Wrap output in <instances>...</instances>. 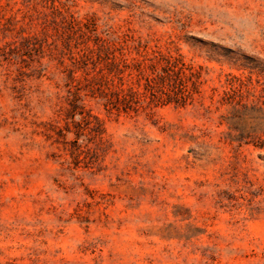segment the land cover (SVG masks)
<instances>
[{
	"label": "rangeland",
	"instance_id": "1",
	"mask_svg": "<svg viewBox=\"0 0 264 264\" xmlns=\"http://www.w3.org/2000/svg\"><path fill=\"white\" fill-rule=\"evenodd\" d=\"M0 264H264V0H0Z\"/></svg>",
	"mask_w": 264,
	"mask_h": 264
}]
</instances>
